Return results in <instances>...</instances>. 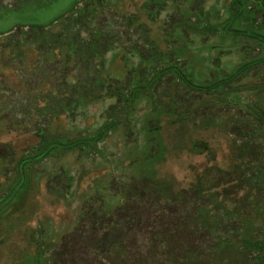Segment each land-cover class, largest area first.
I'll list each match as a JSON object with an SVG mask.
<instances>
[{
  "label": "rangeland",
  "instance_id": "obj_1",
  "mask_svg": "<svg viewBox=\"0 0 264 264\" xmlns=\"http://www.w3.org/2000/svg\"><path fill=\"white\" fill-rule=\"evenodd\" d=\"M232 3L0 0V42L6 46L29 44V36L19 33L21 28L41 25L55 34L32 44L34 54L21 51L3 59L0 208L6 196L12 198L0 209V264H35L37 259L40 264H125L116 253L91 258L93 244L101 237L92 236L78 245L70 235L90 220L113 221L124 196L142 182L147 188L168 187L160 197L162 205L155 206L146 190L133 198L131 206L150 207V212L154 208L151 224L163 222L162 229L170 234L181 231L180 206L170 202L166 193L179 194L194 186L207 193L192 202L195 210L214 212L212 224L227 223V211L235 214L234 232L223 233L222 225L211 231L192 227L195 246L205 252L198 259L203 264L215 263L214 236L234 234L239 248L264 241V63L229 87L200 90L234 74L243 64L264 60V43L246 34L264 37V18L246 17L257 7L256 0H241L245 13L239 17L237 7L227 9ZM217 11L221 18L214 24L209 14ZM67 30L68 36L72 30L80 34V44L66 37ZM152 42L156 50L151 49ZM178 70L199 89L189 88ZM157 73L161 77L151 81ZM139 74L142 85L147 83L132 98L137 91L127 90L126 82L135 76V83ZM102 76L123 80L126 91L121 97L100 87ZM98 89L104 99L94 101L76 122L70 113L62 115V106L79 92L99 94ZM31 105L45 108L31 112ZM236 117L249 127L236 130ZM41 130L65 143L81 141L67 152L55 150L49 158L28 165L22 181L19 161L38 145L36 133L42 136ZM64 172L76 178L71 194L65 189ZM99 206L106 211L97 212ZM68 235L73 249L63 259L57 253ZM131 236L122 247L133 251V256L140 254L152 264H171L165 254L171 241H158L161 247L156 242L152 253L151 241L140 234ZM249 252L255 263L257 251Z\"/></svg>",
  "mask_w": 264,
  "mask_h": 264
},
{
  "label": "trees",
  "instance_id": "obj_2",
  "mask_svg": "<svg viewBox=\"0 0 264 264\" xmlns=\"http://www.w3.org/2000/svg\"><path fill=\"white\" fill-rule=\"evenodd\" d=\"M233 3L229 4L230 6L227 7V9H231L232 7H237L236 13L237 16H243L245 11L243 8V3H241V0H232ZM264 2V1H263ZM256 8L252 11H248L246 12V17L249 18V15L251 14L252 18H256V17H263L264 18V6H261L259 1H256ZM235 5V6H233ZM226 7V6H225ZM223 10V8H222ZM231 11V10H230ZM229 11V12H230ZM221 11H217L216 14L211 13L209 14L212 18L214 24L218 23L219 21V17L220 16ZM251 18H249L250 20ZM19 33H21L22 35L25 36H29L26 40V43L29 44H25V45H18L16 46H12L10 45L9 47L6 46V44L1 41L0 42V72L2 71V65H3V59H5L6 55H13L16 54L17 52H21L22 53H26L27 54H34L35 50H33V48L31 47L32 44H36L38 42H42V41H46L48 40L47 36H54L55 34H52V31H45V28L43 26H31L29 27V29L27 31H24L23 28H21V30L19 31ZM39 33V35H35ZM246 33V32H245ZM249 34L248 36H250V38H254V39H259L261 42L264 43V37L262 36H257L255 33H246ZM37 36V37H36ZM78 36H80V34L78 32H75L72 30V32H70V35L68 36V30L66 31V37L68 39H71L70 41H76V43L80 44V40L78 39ZM36 37V38H35ZM34 38V39H33ZM69 41V42H70ZM150 41V40H149ZM68 42V43H69ZM83 43V42H81ZM87 43V42H86ZM151 46H155V47H151V49L156 50L157 46L155 45L154 42L150 43ZM26 45L27 46L26 48ZM19 48V49H18ZM67 46H61L62 50H66ZM91 49V45L89 47H87L86 49ZM87 51V50H86ZM56 52V51H55ZM55 52H53V55L56 54ZM156 52V51H154ZM264 63V60H256V61H252L249 62L247 64H243L242 66H240L239 69L236 70V72L232 75H229L227 78L224 77L219 81L216 82H212L211 84H209L208 86H194L190 81H188L185 77V74L181 71L177 72V74L179 75V77L181 78V80L189 87V88H196L199 89L198 87H200V90L202 89H206L207 91H214L217 89H224V87H229L231 86L232 83L237 82L238 79H240V77L243 74H247L249 71H251L254 67H256L257 65ZM127 68V67H126ZM170 68V67H169ZM177 70V69H176ZM167 71V70H166ZM169 71H172L171 69H169ZM2 73V72H1ZM131 74V73H130ZM161 74V72L159 73ZM159 74L157 73L156 76L153 77V75H151V81H157L159 77ZM150 75V74H149ZM103 80L100 85L102 84V86H100L102 89L107 88L108 90H113L115 93V96L117 97H121L122 92L126 91V87L124 85H122V81L123 80H115V79H111L109 77H106L104 79V76H102ZM134 78H136L135 76L132 77L131 81H127L126 83H128L129 87L127 90H131L132 87H134L133 89L137 91V93L132 97L134 98L136 95H138V93H141V86L143 87L147 82H145L144 85L143 84V76L142 74L138 75V78L134 81ZM97 80H95L96 82ZM150 81V82H151ZM98 82V81H97ZM149 82V83H150ZM151 85H153V83L151 82ZM99 86V85H98ZM143 89V88H142ZM102 92V91H101ZM100 90L98 89V93L99 94H95V91H86L84 90L79 92L77 95V98L75 100H73L72 102H70L67 105H63V114L65 117H67L68 115L72 116V122H76V119L78 117V115L80 114H85L88 112V109L91 108V106H93V102L99 99H104V96H102ZM101 94V95H100ZM114 95V94H113ZM112 96V95H111ZM125 97V96H124ZM123 97V98H124ZM139 97V96H138ZM131 98V99H132ZM132 101V100H131ZM38 103V102H37ZM85 107V109L83 110V108ZM44 109L45 106L41 105V107H33V105H31L30 107H28V109L33 112L35 109ZM32 109V110H31ZM1 110L2 108H0V115H1ZM71 110V111H70ZM35 112V111H34ZM81 112V113H79ZM70 113V114H69ZM68 114V115H67ZM237 119V117H236ZM1 121V118H0ZM235 127L236 130L241 131L244 127H249V125H246V122H244L243 120L237 119L235 121ZM238 125V126H237ZM42 131V136H37L36 133V137H40V141L38 143V145H35L36 147L33 148V150L29 153L23 154V157L20 159L19 161V165H20V169L21 171H19L20 169H18L17 173L20 172L21 173V178L23 177V179H21L22 181L26 179V174H27V166L31 165L34 162H39L41 160H45L47 158H49L50 156H52L53 151L57 150V151H64L67 152L77 146H79L80 141H75L72 143H65L62 142L60 139L55 138L54 135H48V133L44 130ZM25 170V172H24ZM65 177L67 179V188L65 189H72L74 186V183L76 181V178L74 176H72L71 173L68 172H64ZM70 176H67V175ZM18 174V178L20 177ZM20 182V180H18ZM146 183V182H145ZM145 183H140L138 185H136L135 188H130V192L131 195L129 196H124L125 198L123 199V204L119 207H117L116 210V214L120 213V211L123 210L122 212V216L121 217H117L116 218V214L113 213V221H110L109 223H106L104 221L101 222H95L93 220H90V223H81L80 225L76 226V229L74 230L73 234L70 235L72 237H74L73 241H76L79 244L83 243L85 241H89L90 238H92V236H98L101 237L99 240H96L95 244H93L95 246V248L92 247V253H91V258H93L94 260L97 259L98 257H103L105 258L106 256H110L114 253H116L117 260H119L120 263H125V264H152V262H147V259L143 260L142 259V255L140 254H136V256L132 255L133 251H128L127 248L124 249L122 246L125 243L126 240H128L130 237H132V233L134 234H140L142 237L147 238L149 241H151L150 243H152V246H149V251H151L152 253L157 249L155 248L156 246V242L159 244V247H161V244L163 242L167 243L168 241H171L173 243L172 247H170L167 252L165 254H167L168 257L170 258V263L171 264H203V262L201 260H198L201 254H205L204 251H200L202 250L199 246H195L194 242H193V236L194 233L196 234V231L194 230V228L192 227H196V226H200L203 229L207 230V231H211L212 228H214V226H223V228L221 227L220 230H223V233H229V232H234V228L233 227V222H232V218L236 217L234 213H231L229 211L225 212V219L227 220V223L222 222V220L220 222H217L216 220L214 221V223L212 224L211 219H212V215L214 214L211 213V211H209V215L205 214L204 208H197L195 210V203L192 202L193 199H198V198H204L202 196L207 195V193L204 194V192L201 193V190L199 188H194L190 189L189 191H181L179 194H173L166 193V198L168 200H170V202H172L173 204H179L180 206V225H178V228L181 229L177 230L175 232H173L172 234L168 233L166 230L162 229V223H157L155 222V224H151L150 220L151 217L154 215V208L152 209V211L150 212V207H144V208H138L139 206H137L136 209H133L134 207L131 206L130 203H134L135 201H133L134 197H139L140 195H142L143 191L148 190L149 192H151V202H153L155 204V206L160 207L162 204L160 202V197L162 195V193H164V191H168L165 186L162 187H153V188H147ZM74 190V189H73ZM18 191V190H17ZM16 191V193H17ZM70 194L72 193V190L69 191ZM67 193V192H66ZM193 196V197H191ZM7 198L4 200L5 202L2 203V206L7 203L8 200H11L12 197L10 196H6ZM190 201L192 203H190ZM3 202V201H2ZM167 203V202H166ZM158 204V205H157ZM1 206V208H2ZM168 206V204H167ZM136 207V206H135ZM0 208V209H1ZM147 208V211H145ZM97 212H99L101 214V212H105L106 210L104 209V207L99 206L98 208H96ZM136 210V211H134ZM136 212H140V213H136ZM194 212L196 213V216H194ZM119 218V219H118ZM117 219V220H116ZM115 220V221H114ZM181 227H184V229L182 230ZM118 237L114 238V241H109L107 243V240L109 239V237H111V235H113V233H115L116 231H118ZM139 230V231H138ZM138 231V232H137ZM70 236H66L63 239V243H62V247H60L58 249V253L57 256L62 257L63 259L65 258V256H68L66 251L67 250H71L73 248H70V241L71 238ZM96 238V239H98ZM215 239V244L212 247L213 251H214V264H264V241L259 243L257 242H253V243H249L241 248H239V243L237 242V237L232 234L231 236H229L228 238H222L219 236H214ZM106 241V242H105ZM162 242L161 244L159 242ZM106 244V246H105ZM90 247V245L88 246ZM91 248V247H90ZM246 248V250H245ZM253 248L255 251H257L256 253V262L253 263L251 261V258L249 255H251V253L249 252V250ZM159 251V250H158ZM163 255V254H162ZM138 256V257H137ZM110 258V257H109ZM136 258V259H135ZM135 259V260H133ZM40 259H37V262L35 264H40ZM58 264V263H57Z\"/></svg>",
  "mask_w": 264,
  "mask_h": 264
},
{
  "label": "flooded vegetation",
  "instance_id": "obj_3",
  "mask_svg": "<svg viewBox=\"0 0 264 264\" xmlns=\"http://www.w3.org/2000/svg\"><path fill=\"white\" fill-rule=\"evenodd\" d=\"M256 1H257V2L259 1L260 5H261V6H264V2H263L264 0H256ZM208 13H209V12H208Z\"/></svg>",
  "mask_w": 264,
  "mask_h": 264
}]
</instances>
